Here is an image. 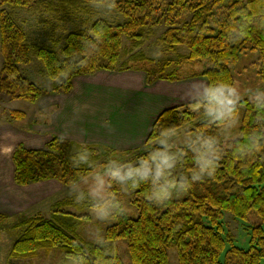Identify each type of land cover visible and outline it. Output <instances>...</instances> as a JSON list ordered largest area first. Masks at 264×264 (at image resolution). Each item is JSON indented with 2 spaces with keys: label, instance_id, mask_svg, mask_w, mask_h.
Instances as JSON below:
<instances>
[{
  "label": "trees",
  "instance_id": "trees-1",
  "mask_svg": "<svg viewBox=\"0 0 264 264\" xmlns=\"http://www.w3.org/2000/svg\"><path fill=\"white\" fill-rule=\"evenodd\" d=\"M94 4L98 0H0V93L36 104L47 95L70 93L76 77L103 70L144 71L149 85L195 77L207 78L209 87L222 82L233 85L231 65L248 51L259 52L264 74V0H116L115 10L124 15V21L97 18L50 44L29 40L13 14L30 10L61 17L87 12ZM149 20L166 26L160 38L173 55L145 54ZM99 28L103 35L98 51L86 57L92 52L88 42L93 37L80 38L88 29ZM182 45L187 53L180 51ZM33 56L42 63L40 73L51 80L49 88L24 73L22 66ZM76 57L87 60L86 67L75 68L62 83L53 82L62 69L74 67ZM199 60L207 61L201 70L194 67ZM209 103L206 96L165 109L145 144L132 151L59 136L40 149L18 144L12 156L18 185L50 179L71 185L91 172L104 155L113 160L119 155L122 164L130 165L127 184L135 194L138 215L130 216L119 197L110 202L59 200L49 216H25L10 264L30 262L41 250L58 248L62 251L59 264H123L117 243L121 238L127 241L134 264H170V248L177 249L178 264H264V101L241 99L233 105L232 114L223 118L209 114ZM26 117L25 111L11 108L3 121ZM234 122L237 125L230 127ZM185 126L181 137L186 141L177 143V135L165 140ZM205 159L218 163L213 175L181 192L182 184L202 175ZM164 188L171 192L168 200L158 198ZM70 206L105 208L115 223L96 241H81L74 233L89 214L69 210ZM251 210L262 224L252 227L250 247L243 248L236 245L231 232L224 234L223 217L229 212L246 218ZM3 216L0 213V219Z\"/></svg>",
  "mask_w": 264,
  "mask_h": 264
},
{
  "label": "rangeland",
  "instance_id": "rangeland-1",
  "mask_svg": "<svg viewBox=\"0 0 264 264\" xmlns=\"http://www.w3.org/2000/svg\"><path fill=\"white\" fill-rule=\"evenodd\" d=\"M6 9L8 11H12V9L8 6H6ZM13 14L24 25L29 40L49 44L53 41L54 38H62L66 32L76 27H82L97 18L116 20L120 22L125 20L123 14L117 12L116 10L108 11L106 8L99 6L98 4L91 5L88 8L87 12H81L78 14H71L67 16L61 15V17L56 16L55 13L50 12L44 14L43 16H40L36 12L30 10H14ZM145 27V31L148 34V37L143 47L145 54L149 57L154 58H164L173 55L163 46L160 38L166 30V26L162 23L152 24V21L149 20ZM180 51L183 53H187L189 50L185 45H182L180 47ZM157 52L159 53V56L155 55ZM206 65L207 61L199 60L194 67L196 69L201 70ZM41 66V61L36 56H33L31 62L23 65L22 67L24 73L28 75L34 82L43 87L49 88L51 86V80L40 73L39 70ZM1 67L2 54L0 51V71ZM231 67L234 72L233 85L236 88V93L238 97L235 100V103L239 102L241 99L244 98L264 101V74H262L261 72L262 63L259 57V52L248 51L242 54L240 61L237 64H232ZM205 79L207 80V78ZM47 96H44L40 100L42 101L41 104L44 103L43 100ZM11 108L23 110L27 113V117L23 119V121H16L14 119V121H16L17 123L19 122L28 124L30 121L32 122L33 120L31 119H33L32 117L36 115L35 112H37V105H35V103L28 102L23 99L13 100L10 99L8 93L1 92L0 123L4 122L3 120L6 117V112ZM48 113L50 114L46 115L45 118L41 119L36 117L34 121L38 123L42 120H48L52 111L49 112L48 109ZM236 123L237 122H234V124L231 123L229 126L235 127V125H237ZM187 128L188 126L182 128L180 131L181 133L177 131L174 134L167 135L165 137V140L171 137V135H177V143L179 141H186L187 139L181 137V134H183V132H186L185 130ZM49 135L53 138L51 134ZM117 150L116 152L119 153V151ZM130 158L131 154H128L126 156V159ZM114 159L115 160L110 159L106 155H104L100 159L98 165L91 172L86 173L81 178V180L71 185H64L57 179H50L53 181H51L50 183H46L48 186L47 189L49 190L48 196L34 203L32 207L28 208V210H24L22 213L18 212L14 215H7L6 213H1L4 216L0 219V264H10V253L12 251L16 239L22 231V228L21 226H19V224L24 220L25 216L29 217L38 213H41L45 216H49L54 209L55 202L59 200L72 199L76 201L83 199L98 201L108 199L110 202L112 201L111 199H116L117 197H119L120 201L122 202V208H124V210L130 216L136 217L138 215V212L137 208L133 204L135 194L133 190L128 187L127 184L126 170L127 167L130 165L122 164L119 155L114 156ZM117 171L119 172V175H113V173ZM67 208L69 210L76 211L79 213L89 214V218L84 219L78 231L74 233V235L81 241H96L100 238L101 233L105 232L107 226L115 223V219L110 217L107 209L105 208L85 207L83 209H76V207L74 206H70ZM260 224H262L261 217L255 212V210H251L246 218L235 217L232 213L229 212H226L223 217L224 234L231 232L234 235L236 245L243 248L250 247L252 227ZM117 243L123 260V264H134L131 261L129 252L127 250V241L124 238H121L117 241ZM168 253L170 264H178L177 249L170 248L168 250ZM61 256L62 251L59 248L55 250L44 249L41 250L38 256L34 257L32 261L29 262L28 260H22L18 261L19 263L17 262L16 264H59Z\"/></svg>",
  "mask_w": 264,
  "mask_h": 264
},
{
  "label": "crops",
  "instance_id": "crops-1",
  "mask_svg": "<svg viewBox=\"0 0 264 264\" xmlns=\"http://www.w3.org/2000/svg\"><path fill=\"white\" fill-rule=\"evenodd\" d=\"M208 88L204 77L158 80L149 85L146 73L139 70H103L76 77L70 93L49 95L44 103L35 104L37 112L45 108L52 111L48 120L37 123L35 115L28 124L0 123V213L14 215L28 210L48 196L46 183L53 181L27 186L15 183L12 156L18 144L43 148L51 134L119 150L134 149L145 144L165 109L205 98ZM8 145L12 151L6 154Z\"/></svg>",
  "mask_w": 264,
  "mask_h": 264
},
{
  "label": "clouds",
  "instance_id": "clouds-1",
  "mask_svg": "<svg viewBox=\"0 0 264 264\" xmlns=\"http://www.w3.org/2000/svg\"><path fill=\"white\" fill-rule=\"evenodd\" d=\"M98 5L106 8L108 11H112L117 8L116 0H98ZM88 35H91L93 37V40L88 42L91 45L92 52L86 55V57H91L94 53L98 51V45L102 42L103 29H88L86 31V34L80 38L81 41H87ZM155 55L159 56V53L157 52ZM73 64L74 67L68 70H66L65 68L62 69L58 76L53 78V82L62 83L63 80H66L68 78L69 73L75 68L86 67L87 60H80L78 57H76L73 61ZM207 97L210 101L208 105L209 114L214 115L218 118L230 116L233 112V105L235 104V100L238 98L235 86L223 82L219 85L210 86L207 89ZM49 114L50 113H48V110L46 108L36 113L37 117L41 119L45 118V116ZM4 151L6 152V154L10 153L12 151V146H6ZM81 159H83V157H81ZM217 166L218 163L214 164L212 160L205 159L201 168L202 175L193 176L191 182L182 184L180 186L181 192L187 191L192 186V184L203 180L205 176H212ZM113 175H119V172H114ZM171 197V192L167 188L162 189L158 193V198L160 200H168Z\"/></svg>",
  "mask_w": 264,
  "mask_h": 264
}]
</instances>
